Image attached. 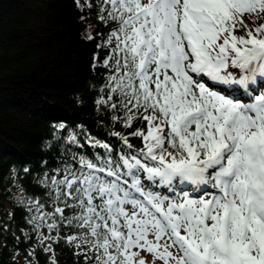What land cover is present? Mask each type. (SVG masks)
I'll return each instance as SVG.
<instances>
[{
    "label": "snow or ice",
    "instance_id": "1",
    "mask_svg": "<svg viewBox=\"0 0 264 264\" xmlns=\"http://www.w3.org/2000/svg\"><path fill=\"white\" fill-rule=\"evenodd\" d=\"M98 15L114 27L96 103L127 131L111 133L119 149L86 137L103 151L69 149L45 174L28 199L44 251L64 240L85 264H146L141 251L264 264V0H100Z\"/></svg>",
    "mask_w": 264,
    "mask_h": 264
},
{
    "label": "trees",
    "instance_id": "2",
    "mask_svg": "<svg viewBox=\"0 0 264 264\" xmlns=\"http://www.w3.org/2000/svg\"><path fill=\"white\" fill-rule=\"evenodd\" d=\"M99 12L100 0H0V264H51L53 253L57 264H85L64 240L46 241L53 252L44 251L28 199L42 197L41 181L69 149L103 151L86 137L121 147L111 133L127 130L113 128L112 110L96 103L107 98L103 45L114 27ZM70 134L84 147L69 144Z\"/></svg>",
    "mask_w": 264,
    "mask_h": 264
},
{
    "label": "rangeland",
    "instance_id": "3",
    "mask_svg": "<svg viewBox=\"0 0 264 264\" xmlns=\"http://www.w3.org/2000/svg\"><path fill=\"white\" fill-rule=\"evenodd\" d=\"M140 258H143L146 261V264H153V256L145 251H141L139 253V256L137 257V260ZM160 260H155V264H158Z\"/></svg>",
    "mask_w": 264,
    "mask_h": 264
}]
</instances>
